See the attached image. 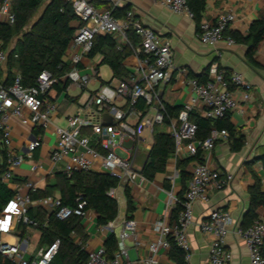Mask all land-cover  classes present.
Returning a JSON list of instances; mask_svg holds the SVG:
<instances>
[{
	"label": "built area",
	"instance_id": "2783aa9c",
	"mask_svg": "<svg viewBox=\"0 0 264 264\" xmlns=\"http://www.w3.org/2000/svg\"><path fill=\"white\" fill-rule=\"evenodd\" d=\"M14 1L0 0V23L15 24ZM70 1L81 26L67 50L72 52L69 57L72 68L64 75L65 88L81 91L79 101L86 108V114L72 117L67 128L55 125L58 104L51 100L49 94L56 79L49 71H43L33 87H25L17 71H13L14 80L10 85L0 84V143L6 150V167L0 172V183L14 194L0 212V258L10 264H53L60 248V242L56 240L32 256L29 250L30 229L40 231L41 227L45 228L49 215L42 224L30 216L35 204L32 195L38 191L37 185L27 180L17 181L15 176V171L25 164L35 174L47 170L43 160L36 159L35 154L45 144V133L50 127L54 125L56 142L48 156L51 167L49 174H53L59 165L68 177L75 173H103L116 178L119 186L125 185L131 190L140 188L147 178L143 175V169L136 166L137 151L133 154L128 152L126 158L117 155L118 148L124 149L122 142L125 139L140 140L144 128L153 132L157 126H164L175 141L174 162H178L184 152L189 158L199 151L207 156L219 142L230 140L229 133L213 130L208 139L198 140L197 125L191 120V114L198 110L202 118L215 122L238 110L242 103L251 101V88L241 73L227 75L223 70L212 67L206 73L205 82L189 78L187 69L176 66L170 42L144 27L132 11L119 18L113 14L115 7L111 6L112 0H107L109 7L103 9L96 8L88 0ZM154 1L175 15L195 19L188 0ZM235 20L234 14H222L216 23L202 21L197 37L207 46L216 47L226 43L232 47L237 43L227 32ZM130 33L138 38L137 46L131 41ZM101 35L122 38L123 43L118 50L128 48L137 59L139 80H118L113 86L90 90L97 79L82 74L79 66L83 58L91 55L95 39ZM7 60L8 53L0 43V69L6 66ZM176 72L193 92V97L185 104L178 118L169 115L158 92L160 86L171 82ZM141 100L147 107L145 115L136 109ZM14 118L39 132L27 141L20 154L12 149L11 121ZM175 178L176 173L169 176L171 185ZM233 179L232 174L221 172L205 159L202 163H196L182 197L177 196L173 189L166 190L165 215H172V219L169 221L165 217L153 225L155 239L148 245L146 257L134 263L129 260L125 241L136 234L138 223L127 219L117 236L118 250L114 256L109 257L104 247L88 250L85 245L83 248L88 253L85 264H159L161 252L170 250L171 241L185 253L189 262L192 247L188 230L194 223V206L198 202L208 201L210 191H223ZM116 190L110 189L108 195L117 201ZM46 200L39 199V203L43 204ZM51 206L52 214L58 220L64 221L72 216L86 222L90 220L84 201H79L75 208L70 209L62 206L60 198H54ZM199 226L203 233L212 237L206 264H230L233 255L226 249V239L235 227L232 214L225 210L214 211ZM108 227L113 232V223H109ZM235 233L247 244L250 264H264V221L255 220L245 229L237 227Z\"/></svg>",
	"mask_w": 264,
	"mask_h": 264
},
{
	"label": "crops",
	"instance_id": "0c3cea01",
	"mask_svg": "<svg viewBox=\"0 0 264 264\" xmlns=\"http://www.w3.org/2000/svg\"><path fill=\"white\" fill-rule=\"evenodd\" d=\"M46 2L48 3L49 0ZM88 2L99 9L109 7L107 0H88ZM112 5L115 8H126L127 11H132L144 27L152 29L160 38L169 41L176 66L187 69L189 78H207L206 73L212 67H216L226 72L227 75H231L233 72L241 73L246 83L249 84L251 101L242 103L238 110L230 114V121L236 132L245 138L243 149L240 152H233L229 140L228 142H219L212 153L204 156V159L212 167L223 173L232 174L234 179L223 191H210L208 201L196 203L193 209L194 223L188 230V237L192 247L189 264H206L212 237L203 233L199 225L214 211H229L235 219V227L226 239V249L233 255L230 264H250L247 244L242 237L235 233V229L242 227L245 217L249 214L250 190L255 185V177L260 179L261 191L264 193V166L259 160L260 156L264 154V39L255 53L254 61L257 64L255 66L248 61V46L239 43L232 47L226 43H221L216 47L204 45L197 37L199 26L195 19L191 20L184 16L175 15L154 0H112ZM222 14H234L236 16L235 22L228 31L230 35L247 37L251 25L264 14V0H207L202 21L216 23ZM75 26L79 30L81 24L77 21ZM129 37L134 45L139 44L138 38L133 33H130ZM113 39L117 44L116 50L119 51L118 46L123 43L122 38ZM122 51L126 54L123 66L127 73V76L122 79L113 76L110 66L105 64L106 56L104 54L95 53L83 58L79 66L81 73L95 76L97 79V82L91 84V91L98 90L101 86H113L118 80H139L140 76L136 71L137 59L128 48ZM71 53L70 50L67 51L63 58V62L69 71L72 68L69 58ZM102 67H107L111 71V78L107 81L101 77ZM6 71V66L0 69L1 81L3 82L6 78ZM56 82L63 90L59 91L54 87L49 94L51 100L58 104L54 123L67 128L72 117L78 114H86V108L79 101L80 90L76 88L67 90L65 88L64 76ZM158 92L163 104L172 107L183 108L193 97L191 88L183 83L182 77L177 72L173 74L170 83L159 87ZM195 113L200 114L198 110ZM11 127L13 128L12 149L20 154L23 152L27 141L33 139L36 131L31 126L22 124L21 120L16 118L11 121ZM161 127L164 126H157L155 129L161 132L159 130ZM162 132L168 134V130ZM154 134L155 130L150 132L148 128H144L141 134L143 137L140 140L125 139L122 142L124 149H118L126 157H128V152L133 154L134 151H137L136 166L143 169L154 145ZM92 138L95 139L93 136ZM55 142L53 125L45 133V144L35 154L36 159L43 160L47 170L35 174L31 172L30 166L25 164L15 171L17 181H31L37 185L38 191H44L48 186L56 185L57 176L63 174V167L59 165L53 170V174H49L51 167L48 156L54 148ZM187 159L189 157L185 152L178 162H174L171 157L166 173L157 174L151 180L147 179L140 188L130 190L125 185L119 186L116 190L118 217L115 221L110 222L113 223V232L108 225H98L96 213L89 211L90 220L88 222L83 221L87 236L85 245L88 250L105 248V242L112 234L117 240L123 222L127 219H133L138 223V230L134 236L130 235L125 241L129 260L134 263L140 258L146 257L148 245L155 239L152 232L153 225L165 217L169 221L172 219V215H165L166 190L173 189L177 196L182 197L188 187L191 171L196 163L191 162L184 167V170L190 175L187 180H183L180 174L181 169L178 168V163ZM175 173V182L171 185L169 176ZM126 190L130 191L132 198L133 209L131 211L128 209ZM54 198H60L58 190H54L52 195L48 197L34 199L35 204L32 207L34 215L38 211H40L39 214L51 215L53 210L51 200ZM39 199L47 200L41 204ZM255 213V220L264 221V206L258 207ZM30 236L29 250L34 257L42 248L40 245L42 234L39 230L30 229ZM73 237L81 243L75 234ZM159 264H174L169 257V250L161 252Z\"/></svg>",
	"mask_w": 264,
	"mask_h": 264
},
{
	"label": "trees",
	"instance_id": "16d2710c",
	"mask_svg": "<svg viewBox=\"0 0 264 264\" xmlns=\"http://www.w3.org/2000/svg\"><path fill=\"white\" fill-rule=\"evenodd\" d=\"M46 0H15L13 3V13L15 14V24L10 26L0 23V43L4 51L8 53L6 64V78L3 81L0 75V84L10 85L14 80L13 71L21 74L25 87H33L38 76L43 71H49L56 80L64 76L69 68L63 62L68 47L77 33L75 23L78 21L70 0H49L42 14L33 21L34 16L42 8ZM189 6L195 14V21L199 26L203 13L206 9L207 0H188ZM127 12L126 8H115L113 14L116 17H123ZM227 35L235 39L236 43L248 46V61L257 66L254 56L258 46L264 39V14L255 21L249 30L247 37ZM16 40V41H15ZM117 44L111 35L97 36L92 55L102 53L106 56L105 64L109 65L113 76L122 79L127 76L123 66L126 56L124 51L116 50ZM200 82L207 79L197 78ZM59 91V87L54 81L53 88ZM169 115L178 118L183 108L165 105ZM143 115L146 114L147 107L144 101H140L136 107ZM191 120L197 125L196 139L206 140L213 130L227 131L230 136L231 149L233 152H240L245 145V138L239 135L230 121V115L215 122L202 118L197 113L191 114ZM39 132H35L38 134ZM176 149L175 141L170 134L158 132L155 129L154 145L149 152L148 159L143 167V175L151 180L157 174L167 171L169 159ZM204 153H199L190 157L186 161L178 163L181 169L183 180L189 178V174L184 167L189 163H202ZM259 160L264 166V154ZM6 167V150L0 143V172ZM55 186H48L44 191L35 192L33 199L48 197L54 190L60 193L62 206L73 209L79 201L86 202V210L94 211L97 216V224L106 226L118 217V203L109 197L108 192L112 188H118L120 183L116 178L103 173H75L71 177L65 174L57 176ZM13 192L0 183V212L7 202L12 199ZM128 199V209H133L132 198L129 190H126ZM250 210L245 217L242 228L249 227L256 219V209L264 206V193L261 191V182L255 177V185L250 190ZM40 213V211H38ZM30 211V216L42 224L48 215ZM48 225L40 228L42 234L40 245L49 246L56 240L60 242V248L54 258L53 264H85L88 253L83 248L87 242L83 220L80 217L72 216L61 221L55 218L54 214L48 216ZM77 236L81 243L77 242L73 235ZM169 257L174 264H189L185 258V253L171 241ZM105 249L109 257H113L117 252L118 244L116 237L112 234L105 242ZM0 264H10L9 261L0 258Z\"/></svg>",
	"mask_w": 264,
	"mask_h": 264
},
{
	"label": "rangeland",
	"instance_id": "374dc122",
	"mask_svg": "<svg viewBox=\"0 0 264 264\" xmlns=\"http://www.w3.org/2000/svg\"><path fill=\"white\" fill-rule=\"evenodd\" d=\"M46 4H47V2L44 3V5L42 6V8H41V9L38 11V13L34 16L33 21H35L36 19L39 18V16L42 14V12H43V10H44ZM15 41H16V40H15ZM101 77H102L103 80H106V81L109 80V79L111 78V71H110L107 67H102V68H101ZM166 129H167V128L161 127L159 130H161V132H162V131H164V130L167 131ZM116 153H117V155H119L120 157H122V158H126V156L120 151V149H117ZM36 239H37V237H36Z\"/></svg>",
	"mask_w": 264,
	"mask_h": 264
}]
</instances>
